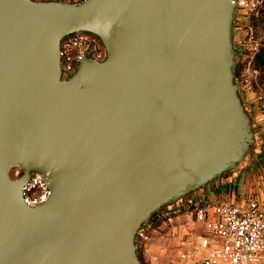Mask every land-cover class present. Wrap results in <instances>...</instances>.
Instances as JSON below:
<instances>
[{"label": "water", "instance_id": "95a60500", "mask_svg": "<svg viewBox=\"0 0 264 264\" xmlns=\"http://www.w3.org/2000/svg\"><path fill=\"white\" fill-rule=\"evenodd\" d=\"M235 2L0 0V264H139L154 212L245 160ZM74 32L105 59L80 57L62 79L60 40ZM30 172L49 190L33 209Z\"/></svg>", "mask_w": 264, "mask_h": 264}, {"label": "built area", "instance_id": "2783aa9c", "mask_svg": "<svg viewBox=\"0 0 264 264\" xmlns=\"http://www.w3.org/2000/svg\"><path fill=\"white\" fill-rule=\"evenodd\" d=\"M34 2H58L77 4L84 0H32ZM264 8V0H236L234 21L241 19L258 20ZM241 56L243 69L241 83L251 95L250 105L256 109L252 125L264 123V90L257 86L258 72L252 62L259 49V39L250 25ZM105 50L99 40L86 32H74L64 36L59 44V65L61 78L71 77L80 57L94 62L105 59ZM256 85V86H254ZM19 175V173H18ZM17 175V177H18ZM15 177V178H17ZM14 178V179H15ZM49 190L42 175L30 172L21 187L22 203L29 209L46 202ZM184 199L173 205L161 208L164 220L160 226L173 228L193 226L184 230L177 243L176 250L167 259L166 264H262L264 259V208L255 200H249L244 206L216 200H203L191 205ZM183 216V217H182ZM182 217L183 220H179ZM150 226L139 229L136 236L144 251L146 264H158L155 257L147 256V242Z\"/></svg>", "mask_w": 264, "mask_h": 264}, {"label": "crops", "instance_id": "0c3cea01", "mask_svg": "<svg viewBox=\"0 0 264 264\" xmlns=\"http://www.w3.org/2000/svg\"><path fill=\"white\" fill-rule=\"evenodd\" d=\"M263 39L264 37H261L259 41ZM250 99L251 97L247 95L249 110L255 116L256 109L250 105ZM253 130L257 149L245 158V163L232 176H221L190 194L184 200L188 202L186 204L181 202L180 205L184 207L209 199L244 206L249 200H255L261 208H264V123L259 125L253 123ZM182 217L179 220H183ZM173 228L180 229V237L184 230H190L193 226H180L176 223Z\"/></svg>", "mask_w": 264, "mask_h": 264}, {"label": "rangeland", "instance_id": "374dc122", "mask_svg": "<svg viewBox=\"0 0 264 264\" xmlns=\"http://www.w3.org/2000/svg\"><path fill=\"white\" fill-rule=\"evenodd\" d=\"M249 22L247 20L241 19L238 22H235L234 29H233L234 31L233 46L235 49L236 67L238 68V72L236 74V83L238 86V96H239L240 101L242 102V106L244 109L248 107L246 96L249 95L251 97V95L249 91L243 88V85L241 83V76H242V69H243V63L241 59V56L243 55V51L241 47L243 46L244 40L246 38V33L248 32L247 26L250 25ZM254 31H255V37H257L258 39H260L261 37H264V33L261 30V25L258 26V28L255 29ZM251 124H252V120H251ZM252 128H253V125H252ZM255 149H257V146L255 144V139H254V143L250 151L246 155V157H248V155L251 154ZM245 161L246 159L243 162H241L239 165L234 167L233 169L227 171L223 175L232 176L237 171V169L240 168V166H242L245 163ZM154 230H155L154 232H151L150 239L147 242L148 248H149L147 256L150 255L152 257H155L158 264H166L167 259L176 250L177 243H178L177 239L179 240L180 238L179 237L180 229L178 228L177 230H175L174 228H171V227L159 226L155 228Z\"/></svg>", "mask_w": 264, "mask_h": 264}, {"label": "trees", "instance_id": "16d2710c", "mask_svg": "<svg viewBox=\"0 0 264 264\" xmlns=\"http://www.w3.org/2000/svg\"><path fill=\"white\" fill-rule=\"evenodd\" d=\"M234 24L235 21L233 22V29H234ZM249 24L251 27L254 29H257L258 26L261 25V30L264 33V8L261 11L259 19L256 20H250ZM233 43H234V31H233ZM234 56H235V49H234ZM253 68L258 72V78H257V86L261 87L264 90V39L259 42V49L257 53L254 56L253 62H252ZM238 72V68L236 67V56H235V69H234V74L236 78V74ZM62 79H68L65 77H62ZM256 86V85H254ZM242 103V102H241ZM246 114L248 115L249 119H253V114L249 110V106L244 109ZM188 198L187 196L182 198L186 199ZM163 208V207H162ZM162 210H158L157 212H154L150 218L140 227V229L145 228L147 226H150L152 229H155L160 226L161 222L164 220ZM138 243V237H135V251H136V256L139 261V264H146L145 261V256H144V251L142 249V246ZM140 249V250H139Z\"/></svg>", "mask_w": 264, "mask_h": 264}, {"label": "flooded vegetation", "instance_id": "af4514ba", "mask_svg": "<svg viewBox=\"0 0 264 264\" xmlns=\"http://www.w3.org/2000/svg\"><path fill=\"white\" fill-rule=\"evenodd\" d=\"M248 154V153H247ZM18 171L16 170V169H12V170H10V172H9V177L11 178V179H14L17 175H18ZM180 200H182V199H180ZM180 200H178L177 202H179ZM175 204V203H174Z\"/></svg>", "mask_w": 264, "mask_h": 264}]
</instances>
